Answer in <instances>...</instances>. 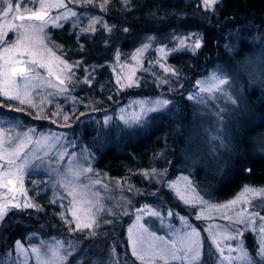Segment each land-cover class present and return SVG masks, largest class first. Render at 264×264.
Returning a JSON list of instances; mask_svg holds the SVG:
<instances>
[{
	"label": "rangeland",
	"instance_id": "374dc122",
	"mask_svg": "<svg viewBox=\"0 0 264 264\" xmlns=\"http://www.w3.org/2000/svg\"><path fill=\"white\" fill-rule=\"evenodd\" d=\"M192 1L210 12H213L216 6L213 5L212 8L206 9L202 0ZM48 2L55 3L56 0H48ZM63 3L66 8H51L49 17H63L69 10L76 12L77 15L69 16L68 19L61 18L56 21V25L61 26L65 22H70L79 33H85L91 32L84 30L88 29L93 21H100L95 23V28L105 24L103 10L98 6L103 4L104 0H93L91 4L85 3L84 0H63ZM16 4H19L18 10L15 7ZM39 4L40 0H31V2L14 0V10L7 19L13 23H21L13 20V17L38 11ZM4 23L5 19L0 16V24ZM25 23L32 22L25 21ZM51 27L58 26L53 25L50 19L43 29V44L40 51L44 53L46 49H51L54 55H44L41 62L45 63L46 67L37 68L36 73L28 82L30 98L36 107L30 104L21 105L18 101L9 100L0 95V115L6 114L5 121H10L0 124V138L9 136L11 142L15 143L18 142L17 138L22 140L25 134L30 135L32 143L25 149L27 163L21 174L26 196L19 192H16L15 196L21 203L28 200L38 205L35 201L36 194L47 193L51 203L56 206L58 219L63 222L65 229L56 230V234L47 238H42L41 235H29L26 237V242L18 239L24 248L29 250L27 257H22L18 264H37V259L30 250L34 247L39 248L44 256L46 249L57 247V242L63 243V247L59 249L61 254L71 253L66 264H81L83 257L89 260L94 258L99 264H111L112 259L116 264H123L129 259L132 264H141V261L132 256L128 243L129 228L134 227L135 230L139 225H143L157 237H163L165 241H178L180 236L195 229L199 233L201 245V257L197 264H220L222 258L229 256L232 258L231 264H264V256L259 254L262 247L261 237L264 234L258 231L260 225L264 223L259 219V217H264V196L253 197L249 194L246 197L247 203L241 201L231 207H221L236 199L243 191V187L230 198L212 199L219 189L220 192L226 190L216 185L217 182L223 181L224 171L229 167L239 147L240 134L244 135L242 128L235 127L233 122L252 110L251 102L247 98V87L250 88L252 85L264 87V39L259 41L257 39L260 38H257L253 47L237 58L235 63L230 57L218 61L213 69L198 80H210L214 74L227 79L228 83L221 86V92L202 93L199 91L200 85L198 84L192 88L188 97H199L203 102L200 99H191L194 107V120L183 150L182 172L171 175L169 163H166L162 167L142 171L138 179H119L109 177L95 167L99 153L115 142H120L121 137L127 138L128 129L147 128L149 117L154 113L164 111L170 105L172 88L164 87L165 89H162L161 93L156 96L129 100L116 109L107 108L101 112L94 110L96 102L88 91L77 99L75 91L85 81L76 80L72 65L51 38ZM167 37L175 43H159L160 39L157 37H142L127 59H122L118 50L111 63L116 82L119 80L118 84L120 86L123 84L124 87L130 82L135 83L138 71L142 68L144 58L150 50H153L152 67L164 75L170 72L165 71V68L171 69L168 59L172 54L177 51L195 50L194 36L192 40L172 33ZM17 39V35L9 32L6 39L0 41V63L3 62V47L11 46ZM182 40L184 41L183 46L181 45ZM144 45L148 47L137 55V50L142 49ZM161 49L164 51L161 52ZM61 61L71 67L65 68ZM49 68H51L52 75H49ZM57 77L65 81L63 86H59ZM49 81L51 84L48 83ZM16 83L23 87L25 82L17 78ZM162 84L165 86V80ZM0 88H2V83H0ZM158 100H168L170 103L164 108L141 116L143 109L156 107L155 102ZM81 103L86 106L84 112L79 113ZM136 116H141L140 122L135 121ZM64 117L68 119L65 120ZM106 118H110L107 124L105 123ZM87 121L93 122L83 123H88ZM77 122L80 125L73 128ZM250 124L246 122V127H253ZM30 129L31 133H29ZM51 134H57L60 137L59 140L49 139L40 144L36 143L43 135L51 136ZM250 140L255 145V149L258 151L260 148L261 153L264 154V131L252 136ZM23 161L22 154V159L17 163ZM0 163L4 162L0 161ZM86 169H91V171H85ZM70 170L82 174L73 176ZM8 179L15 181L14 176H9ZM197 181L202 185L205 194L197 187ZM64 185H70V187ZM71 186H75L84 194V198L92 200L102 209L97 213L99 228L86 229L83 232L72 230L74 222L71 224L67 222L72 220L69 211L73 199L69 195ZM249 187L257 190L264 189V186ZM29 190L35 192L30 194ZM178 192L196 199V202L186 204L180 199ZM6 193L8 189L0 188V202H3ZM199 200L205 203H200ZM103 209L110 211H103ZM141 209L143 211H137ZM151 211L159 212L160 215L152 216ZM11 212L13 213L8 222L13 219L17 224L31 217L36 220L43 218L40 206L39 210L13 209ZM169 212L173 215L169 216ZM137 216L141 217L139 221H137ZM198 216L201 218L197 219ZM240 216L256 218L246 223H239L237 220ZM8 222L4 220L0 223V257H5L8 264H11L17 254L14 251V244L10 247L7 237L3 234ZM91 231H95L96 235H91ZM150 242L146 241V243ZM217 243L219 248L223 249V253L217 248ZM179 246L177 244V247ZM2 248L4 249L1 250ZM113 248L115 256H113ZM229 249L232 251L229 252ZM241 249L248 254L246 261L236 259L241 256ZM170 264H189V261H171Z\"/></svg>",
	"mask_w": 264,
	"mask_h": 264
},
{
	"label": "trees",
	"instance_id": "16d2710c",
	"mask_svg": "<svg viewBox=\"0 0 264 264\" xmlns=\"http://www.w3.org/2000/svg\"><path fill=\"white\" fill-rule=\"evenodd\" d=\"M102 15L105 24L98 25L94 32L79 33L70 22L50 28L51 38L72 65L76 80L85 81L75 91L77 99L88 91L96 102L94 110L101 112L107 108L116 109L138 97L156 96L164 87L172 88V96L168 108L149 117L147 128L128 129L127 138L121 137L120 142L108 146L105 151L97 150L100 153L94 165L112 178L138 179L142 171L169 163L171 175H176L184 167L183 150L194 120V107L188 95L218 61L230 57L235 63L253 47L257 38L264 39V0H219L213 12L200 8L192 0H130L127 6L124 0H109ZM171 33L190 40L194 36L195 43L199 41L201 46L194 51L172 54L168 59L172 71L166 75L152 67L153 50H150L134 86L121 87L116 82L111 63L118 50L122 59H127L142 37H157L159 43L172 44L174 41L167 37ZM247 98L252 110L233 122L235 127L242 128L244 135L240 134L239 147L224 171L223 181L215 183L226 190L216 191L213 200L230 198L246 185L264 186V154L260 148L257 151L250 140L264 131V87H247ZM85 106L81 103L78 112H84ZM246 122L253 127L247 128ZM78 125L79 122L73 128ZM197 187L204 193L198 181ZM34 192L29 190L30 194ZM35 201L42 209V220L31 217L20 224L13 219L8 222L11 211L5 217L8 224L3 234L10 247L18 239L26 242L29 235L47 238L56 234V230L65 229L47 193L36 194ZM113 262L112 259L111 264ZM129 263L132 264L130 259L123 264ZM81 264L99 262L83 257Z\"/></svg>",
	"mask_w": 264,
	"mask_h": 264
},
{
	"label": "snow or ice",
	"instance_id": "6c2138e0",
	"mask_svg": "<svg viewBox=\"0 0 264 264\" xmlns=\"http://www.w3.org/2000/svg\"><path fill=\"white\" fill-rule=\"evenodd\" d=\"M31 2V0H28ZM85 3L91 4L93 0H84ZM203 6L206 9H210L213 5H217L219 0H202ZM109 0H104L103 4H99L98 6L102 10H107V4ZM125 5L127 6L129 0H124ZM16 9H19V4L15 5ZM51 8H66V5L63 3V0H56L55 3H49L48 0H40L39 10L31 12L30 15L24 16H14L13 20L20 21L21 23H13L9 21L7 18L10 13L14 10V0H0V16L5 19L4 24H0V41L6 39L9 32L17 35L18 39L11 45L3 47V62L0 63V77H2V88H0V95L7 97L9 100L18 101L21 105L30 104L32 107H36L30 98L29 93V84L28 82L32 79V75L36 73L37 68L46 67L45 63H42L43 57L45 54H52L51 49H46L44 53L40 51V48L43 44V29L45 25L51 19V22L55 26L56 21L63 18L68 19L69 16H76L77 13L73 11H68L63 17L57 16L55 18L49 17V11ZM25 21H30L32 23H25ZM35 22H39L38 24ZM100 21H93V23L89 26L88 29L84 31L94 32L95 23ZM107 27V25H105ZM7 29V30H5ZM111 31V29H108ZM127 31V29H125ZM184 41H181V45L183 46ZM200 43L197 41L194 45V49L200 48ZM148 45H144L142 49L137 50V55L141 53L144 49H146ZM161 52L164 50L161 49ZM54 55V54H52ZM136 57H134L135 59ZM59 59L58 57L56 58ZM64 64L65 68H70V65H67L66 62L61 61ZM49 75H52L51 68L48 69ZM165 71H172L171 69L165 68ZM17 78H20L24 81L23 87L16 83ZM70 78V76H69ZM59 80V86H63L65 81ZM119 82V80H118ZM51 84V81L48 82ZM228 83L227 79L222 78L219 75H213L210 80L207 81H197V84L200 85L199 91L202 93H216L221 92L223 85ZM56 87L57 85H52ZM125 85H121L124 87ZM128 87L134 86V82H130ZM63 87H61V91H63ZM200 99L203 102L202 98L190 96L189 99ZM235 103V101H232ZM170 101L168 100H158L155 102L156 107H150L147 109H143L141 116H146L148 112H154L158 109L166 107ZM19 111V109H17ZM6 115V114H5ZM5 115H0V124L8 123L10 121H5ZM141 116H136L135 121L140 122ZM65 120L68 117H64ZM123 119V117H121ZM222 119V117L220 118ZM110 118L105 119V123L109 122ZM127 123V121H126ZM32 130H29L31 133ZM59 136L57 134H51V136L43 135L41 140L36 141L37 144L48 141L49 139L59 140ZM18 142L12 143L11 137L4 136L0 138V161L4 163H0V188L8 189V193L5 194L3 198V202H0V223H3L5 217L9 214L13 209H20L21 211L25 209H36L39 210V206L31 203L28 200H25L21 203L18 197L15 196L16 192L21 193L26 196V190L23 187L22 180V172L24 170L25 164L27 163V154L25 149L28 148V145L32 143L31 137L28 134H25L24 139L17 138ZM22 154L24 156V161L22 163H17L18 160L22 159ZM85 171H91V169H86ZM73 176L81 175V172H76L70 170ZM153 174H155V170H153ZM9 176H14L15 181L8 179ZM186 180V178H184ZM99 183V181H97ZM190 183V182H189ZM19 185V187H17ZM65 187H70V185H64ZM251 194L253 197H261L264 196V189H254L249 186H244L243 191L237 196L236 199L229 202L228 205H224L221 207H231L240 203L241 201L247 203L246 197ZM69 195L73 197L72 199V207L69 209L71 212V221H67L68 223L74 222L73 231H81L84 230H93L95 228L100 227V222L97 219V213L102 209L97 206L92 200L84 198V194L80 192L75 186H71V190L69 191ZM178 195L181 200H183L186 204H193L196 202V199L186 197L184 193L178 192ZM198 199V198H197ZM200 203H205L202 200H199ZM103 211H110L109 209H103ZM137 211H143L137 210ZM150 215L159 216L160 213L156 211H151ZM169 216L173 215L172 212L168 213ZM258 216V214H257ZM201 217L198 216L197 219ZM256 217L252 216H240L238 217L237 222L246 223L250 220H254ZM141 219L140 216H137V221ZM261 221H264V217H259ZM261 234H264V223H262L258 229ZM129 239L128 243L131 248L132 256L136 257L141 264H170L171 261H189V264H197L201 257V245L199 240V233L192 229L190 233H186L183 236L179 237V240L165 241L163 237H157L155 233H151L147 228H144L143 225H139L138 228L130 227L128 230ZM91 235L95 236V231H91ZM230 239L232 237H229ZM262 239V247L260 251V255L264 256V235L261 237ZM146 241H151L150 243H146ZM159 241L160 243H156ZM177 244L180 246L177 247ZM63 247L62 242H57V247L54 249H46L45 255L42 256L41 249L32 248L30 251L33 255H35L37 259V264H66L67 258L71 255L70 252H65L61 254L59 251L60 248ZM217 248L221 253H223V249L219 248V244L217 243ZM14 251L16 252V259L12 260L11 264H18V261L21 260L22 257L26 258L29 252L28 249H25L21 241L17 240L14 244ZM232 249H229L231 252ZM113 256H115V249L112 250ZM236 259L246 261L248 259V254L243 249H241V256ZM232 258L229 256L227 258H222L220 264H231ZM0 264H8V260L5 257H0ZM116 264V262H114Z\"/></svg>",
	"mask_w": 264,
	"mask_h": 264
},
{
	"label": "water",
	"instance_id": "95a60500",
	"mask_svg": "<svg viewBox=\"0 0 264 264\" xmlns=\"http://www.w3.org/2000/svg\"><path fill=\"white\" fill-rule=\"evenodd\" d=\"M30 14H31V13H29V14H26V15H24V16L26 17V16H28V15H30ZM49 16H50V12H49Z\"/></svg>",
	"mask_w": 264,
	"mask_h": 264
}]
</instances>
